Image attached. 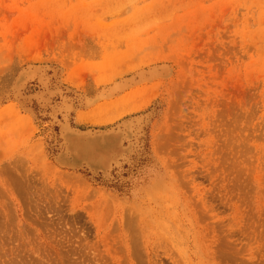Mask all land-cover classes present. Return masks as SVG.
Listing matches in <instances>:
<instances>
[{
  "label": "rangeland",
  "instance_id": "obj_1",
  "mask_svg": "<svg viewBox=\"0 0 264 264\" xmlns=\"http://www.w3.org/2000/svg\"><path fill=\"white\" fill-rule=\"evenodd\" d=\"M0 264H264V0H0Z\"/></svg>",
  "mask_w": 264,
  "mask_h": 264
},
{
  "label": "bare ground",
  "instance_id": "obj_2",
  "mask_svg": "<svg viewBox=\"0 0 264 264\" xmlns=\"http://www.w3.org/2000/svg\"><path fill=\"white\" fill-rule=\"evenodd\" d=\"M159 189V188H158ZM156 193V192H155ZM157 194V193H156ZM159 198H160V196H159ZM168 198V197H167Z\"/></svg>",
  "mask_w": 264,
  "mask_h": 264
}]
</instances>
